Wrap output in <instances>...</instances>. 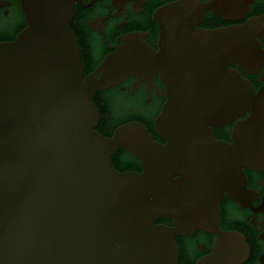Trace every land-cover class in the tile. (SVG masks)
Here are the masks:
<instances>
[{"label": "water", "instance_id": "1", "mask_svg": "<svg viewBox=\"0 0 264 264\" xmlns=\"http://www.w3.org/2000/svg\"><path fill=\"white\" fill-rule=\"evenodd\" d=\"M125 1L112 0L116 17ZM128 1L134 12L145 2ZM19 2L26 26L0 43V264H178L176 237L196 229L217 234L214 252L198 264L243 263L245 237L219 227L217 204L225 189L241 206L264 213V197L255 208L258 193L246 189L240 169L264 171V87L254 95L227 65L237 60L248 73L263 66L264 51L252 37L264 41V15L245 26H196L209 8L227 20L243 18L255 0H179L159 8L153 18L160 52L141 40L150 31L117 37L120 48L86 77L68 23L74 3L87 5ZM109 16L88 27L104 35ZM159 70L168 100L155 129L164 142L141 121L121 123L110 136L96 130L95 91L134 75L132 91L145 81L147 94L156 87L162 97L152 85ZM248 110L233 143L215 140L209 125ZM120 147L141 160V172L113 167ZM162 217L174 225L158 224ZM249 217L257 231V216Z\"/></svg>", "mask_w": 264, "mask_h": 264}, {"label": "flooded vegetation", "instance_id": "2", "mask_svg": "<svg viewBox=\"0 0 264 264\" xmlns=\"http://www.w3.org/2000/svg\"><path fill=\"white\" fill-rule=\"evenodd\" d=\"M80 1L83 5H87L90 0ZM144 1L145 2L140 7L141 11L134 12L131 8L133 1L126 0L122 8L128 13V17L126 14H123V9L120 10V15L116 17L117 14L115 12L117 8L111 4L112 0H94L87 6H82L78 2L73 4V14L68 25L78 45L82 61L83 77L94 72L99 62H101L107 54L115 53L120 48L122 40H118V45L116 40V38L120 36L124 37L133 32L139 34L140 32L148 33L150 31L149 35H145L141 40L153 51L160 52L161 47L159 46V41L161 29L158 21H154V12L159 8L179 0ZM202 1L208 3L211 0ZM255 3H250L249 13L244 14L243 18L237 20H227L224 16H216L213 13V9L209 8L205 11L204 16L200 18L196 29L216 30L239 25L245 26L250 19L254 17L260 18L264 15V0H255ZM108 14L110 16L114 15L115 17L109 16L104 21V26L101 28L104 35L98 34L96 30H90L92 26L88 27V22H92L98 17L106 18ZM124 18L126 24H120L124 21ZM101 21L102 20H97L95 25L101 24ZM116 24L120 25L116 28ZM25 26L24 15L19 0H0V43L14 41L17 34ZM103 36L105 40H107L106 46L113 48H107L105 46ZM252 38L260 44L261 49L264 51V41L257 37ZM227 66L230 70L238 71L240 76L250 84L254 95H257L264 87V80H260V83L257 81L264 73V64L260 70L255 73L245 72L240 67L237 60ZM135 81H137V76H126L123 81L116 85L101 91H95L93 96L94 104L98 111L100 107H106L108 105L115 106L121 119L127 117V115L131 117L117 125L132 120L141 121L148 127V130L153 133L155 139L164 142V140L157 135L155 129L156 118L161 113L164 104L168 100L166 87L161 79L160 70L155 74L152 85L159 87V90L164 94L162 97L155 91L156 87H152L151 90L148 91L149 94H147V84H144L145 81H141L139 83V88L132 91V84ZM121 88L125 90H121ZM131 91L132 94L129 93ZM148 95L151 96L150 101H146L149 99ZM250 116L251 110H248L222 126L215 127L209 125V127L212 129L215 140L233 143V129L239 121H245ZM102 122L103 120L100 115L96 130L105 136H110L117 125L113 128H106L107 133L104 134L100 131ZM139 162V168L128 170L141 172L142 166L140 159ZM240 169L247 182L246 189H254L255 193H258L257 198L252 202L254 207L257 208L263 203L264 171L249 169L245 166L240 167ZM217 206L220 211L219 227L224 231L237 232L245 237L244 243H246L249 248V255L241 264H264V239H259L261 234L264 233V225L263 229L260 226V222L264 218V213L254 212L250 206H241L239 202L229 197V192L225 189H223V197ZM249 216H257V231H255L253 227L254 223L250 222L253 218ZM247 217H249V220ZM157 223L172 227L174 225V219L162 217ZM176 239L179 248L178 264H198L201 258L210 256L214 252L217 234L207 232L204 229H196L192 235L181 234L178 235Z\"/></svg>", "mask_w": 264, "mask_h": 264}, {"label": "trees", "instance_id": "3", "mask_svg": "<svg viewBox=\"0 0 264 264\" xmlns=\"http://www.w3.org/2000/svg\"><path fill=\"white\" fill-rule=\"evenodd\" d=\"M99 112L103 120L100 131L104 134L107 133L106 128H113L118 123L131 118L127 115V117L121 119L118 114L117 108L112 105L100 107ZM111 162L113 167L118 171L137 169L140 167L139 159L135 158L128 151L121 147L114 153V155L111 156Z\"/></svg>", "mask_w": 264, "mask_h": 264}]
</instances>
